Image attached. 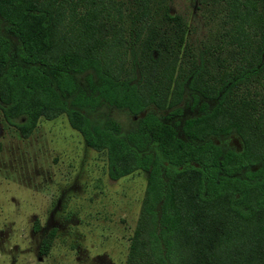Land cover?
<instances>
[{"label": "trees", "instance_id": "obj_1", "mask_svg": "<svg viewBox=\"0 0 264 264\" xmlns=\"http://www.w3.org/2000/svg\"><path fill=\"white\" fill-rule=\"evenodd\" d=\"M263 4L222 0L217 42L194 52L167 0H129L112 15L115 0H0L21 48L17 60L0 33L3 119L27 138L41 118L64 114L105 151L111 179L147 172L125 264H264ZM85 72L98 81L90 95L76 79ZM185 89L199 114L180 137L146 109L179 114ZM101 103L141 115L138 127L122 137L114 120L93 126L80 108ZM231 133L239 150L205 141Z\"/></svg>", "mask_w": 264, "mask_h": 264}, {"label": "rangeland", "instance_id": "obj_2", "mask_svg": "<svg viewBox=\"0 0 264 264\" xmlns=\"http://www.w3.org/2000/svg\"><path fill=\"white\" fill-rule=\"evenodd\" d=\"M128 1L115 0L108 12L114 14L115 7ZM167 3L173 14L186 21L188 43L194 52L214 46L217 33L223 30L222 0ZM6 28L0 19V33L10 41L15 59L20 60L19 42ZM76 79L89 95L98 83L92 72L77 74ZM191 102L192 92L185 89L178 105L180 116L154 106L146 111L175 125L178 135L184 137L181 122L199 114ZM80 110L93 126L102 127L114 120L122 137L134 131L141 118L106 103ZM205 141L223 151L241 148L234 133L209 136ZM146 151L159 154L153 143ZM146 180L147 172L142 170L111 179L105 151L88 147L64 114L51 120L41 118L32 134L23 138L0 112V264H125ZM53 229L43 253L42 241Z\"/></svg>", "mask_w": 264, "mask_h": 264}, {"label": "flooded vegetation", "instance_id": "obj_3", "mask_svg": "<svg viewBox=\"0 0 264 264\" xmlns=\"http://www.w3.org/2000/svg\"><path fill=\"white\" fill-rule=\"evenodd\" d=\"M205 101H206V102H208V100H206V99H205ZM195 108H197V110H198V107H195ZM195 108H194V109H195ZM180 110H181V109H180ZM181 113H182V111H181L179 114H176V116H180V115H181ZM169 119H171V117H170V118H168V120H169ZM183 120H184V119H183ZM166 122H168L169 124L173 125V124H172V123H170L169 121H166ZM182 122H183V121H182ZM182 122H181V123H182ZM180 130H181V128H180ZM181 133H182V132H181Z\"/></svg>", "mask_w": 264, "mask_h": 264}]
</instances>
